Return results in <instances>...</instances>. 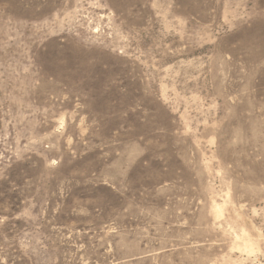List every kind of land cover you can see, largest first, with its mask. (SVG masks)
I'll use <instances>...</instances> for the list:
<instances>
[{
    "label": "rangeland",
    "instance_id": "1",
    "mask_svg": "<svg viewBox=\"0 0 264 264\" xmlns=\"http://www.w3.org/2000/svg\"><path fill=\"white\" fill-rule=\"evenodd\" d=\"M0 264H264V0H0Z\"/></svg>",
    "mask_w": 264,
    "mask_h": 264
}]
</instances>
